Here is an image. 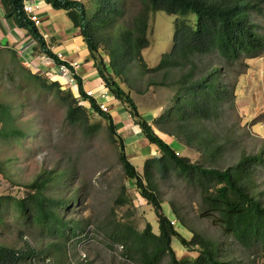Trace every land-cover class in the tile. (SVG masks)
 I'll return each instance as SVG.
<instances>
[{"label": "rangeland", "instance_id": "rangeland-1", "mask_svg": "<svg viewBox=\"0 0 264 264\" xmlns=\"http://www.w3.org/2000/svg\"><path fill=\"white\" fill-rule=\"evenodd\" d=\"M141 6L140 0L128 1L124 19L129 27ZM251 21L258 25L259 32L264 36V5L261 11L252 12ZM174 22L172 16L162 11L150 15L149 46L141 53L147 72H142L136 64L131 65L119 80L133 99L138 113L155 130L156 119L174 104L176 88L173 82L193 68V65L183 70L177 67L166 75V71L153 70L163 54L170 52L174 46ZM101 56L108 65L107 51L102 49ZM194 63L199 75L217 68L219 81L228 85L231 94V98L223 102L218 116L205 122L218 139L220 151L214 157L183 146L184 140L178 137H174L178 143L170 145L180 157H186L192 163L219 169L232 167L248 156H259L257 162H250L253 166L251 177L254 180L253 193L264 203V51L256 58L231 66L224 65L215 54L197 57ZM32 72L54 82L44 73ZM28 76L11 61L10 65L0 68V103L13 107L16 128L21 132L10 140L0 138V245L16 250H37L40 254L35 260L37 264H43L42 258L50 252L49 260L61 264H70L71 261L136 264L124 254L120 243L109 247L100 224L104 221L121 222L140 231L150 224L153 232L159 233L157 213L140 195L135 182L127 178L119 146L125 142L124 153L143 178L145 164L159 156L158 148L141 136L140 126L136 128L135 125L138 121L132 118L131 107L115 103L112 95H108L107 102L114 104L110 107V115L115 124L116 137L111 139L106 119L98 114L89 116L87 124L93 128L91 132L85 133L80 126L71 125L67 119L66 103L54 92L41 89ZM63 81L66 90H61L73 94L70 85ZM72 96L78 98L81 92L77 97ZM51 172L56 179L48 184L45 195L68 202L67 207L58 209L61 217L68 221H84V232L66 243L67 254L65 250L58 252L63 247L61 241L45 232L36 221L34 211L23 215L17 203L25 198L27 203L28 196L35 192L30 185L45 181ZM156 185L158 196L165 203L164 213L169 215L170 207H175L188 229H194L217 242L221 259L229 264H264V251L260 246L244 248L205 215L200 190L188 183L184 176L173 172L169 178L156 177ZM120 196H123L125 204H116ZM182 232L191 241L192 236L186 230ZM52 244H58L60 248L55 251L56 248L49 247ZM172 247L181 260L194 261L200 254L198 247H184L178 239H173ZM168 259L166 257L160 264H169Z\"/></svg>", "mask_w": 264, "mask_h": 264}, {"label": "trees", "instance_id": "trees-1", "mask_svg": "<svg viewBox=\"0 0 264 264\" xmlns=\"http://www.w3.org/2000/svg\"><path fill=\"white\" fill-rule=\"evenodd\" d=\"M128 1L46 0L56 10H65L74 27L80 29L104 86L118 102L131 107L132 118L138 121L142 135L160 153L158 157L146 162L143 178L124 153L125 142H121L119 146L122 151L120 160L127 178L135 182L140 195L157 213L159 233H154L150 224L140 231L121 222L104 221L100 228L105 242L110 248L120 243L124 254L136 264H160L166 257L169 258V264H229L220 258L217 242L194 229H188L184 218L175 207L166 203L171 212L169 215L164 213L165 203L158 196L156 177L169 178L174 172L184 176L188 183L200 190L205 215L211 217L224 234L233 236L244 248L260 246L264 251V203L253 193V166H250V162H257L260 157L242 158L227 169L202 166L177 155L171 145L157 133L159 131L169 137L181 138L184 140L183 146L214 157L219 153L218 139L205 122L218 116L223 102L226 98H231V94L228 85L219 81L220 72L217 68H211L205 74L199 75L194 59L215 54L224 65L231 66L258 57L264 51V36L259 32L258 25L251 21V17L252 12L261 11L264 0H140L141 10L133 19L131 27L124 19ZM1 5L7 18L13 19L20 28L26 29L44 53L57 59L47 47L43 36L38 33L37 26L23 11L22 0H1ZM157 11L175 19V34L172 50L163 54L159 65L153 70L166 71V75L177 67L183 70L193 65V68L186 70L173 82L176 88L174 104L163 116L156 119L155 130L138 113L133 99L122 88L119 80L131 65L136 64L142 72H147V64L141 53L149 46L147 33L150 15ZM102 49L107 51L108 65L102 59ZM22 70L29 75V80L44 91L54 92L57 98L66 103L67 119L71 125L80 126L85 133L91 132L93 128L88 127V119L90 114L97 113L106 119L110 138L116 137L112 116L102 112L95 100L87 98L81 85V98L90 102L89 108L82 106L73 94L64 93L59 82H49L25 67ZM11 108L13 107L8 104L0 105V138L4 140L21 135L16 128ZM64 175L67 178L65 172ZM55 179L53 172L48 173L45 181L30 185L35 192L28 196L27 203L26 198L17 203L23 215L34 211L36 221L45 232L61 241L63 247L58 252L65 250L67 254L66 243L84 232V221H68L61 217L58 209L67 207L68 202L45 195L48 184ZM64 179H61L62 182ZM125 203L123 196L116 201L119 205ZM183 230L192 236L191 241L187 240ZM173 239H178L184 247H198L200 254L194 261L178 259L172 247ZM49 247L56 248L55 251L60 248L58 244ZM50 255L51 252L42 258L43 264H61L51 262ZM39 256V252L33 248L16 250L0 245V264H37L36 259ZM89 263L86 261V264ZM70 264L84 263L71 261Z\"/></svg>", "mask_w": 264, "mask_h": 264}, {"label": "crops", "instance_id": "crops-1", "mask_svg": "<svg viewBox=\"0 0 264 264\" xmlns=\"http://www.w3.org/2000/svg\"><path fill=\"white\" fill-rule=\"evenodd\" d=\"M30 1L40 5L38 14L41 24L37 28L38 33L45 39L47 47L54 54L61 53L66 62H78L80 64L77 69L78 85L71 86V92L77 97L80 92V85L85 91L103 90L104 82L100 78L95 62L91 58L89 48L81 35L80 29H72L74 25L68 17L67 12L65 10H56L46 0ZM27 32L26 29L16 25L13 19L5 16L0 0V68L6 64L10 65L11 61V63L19 66L21 69L25 67L28 70L30 69L31 72L33 70L44 73L47 76L50 75L53 81L63 84V80L65 79L58 73H55L58 71L57 62L59 60L42 62L41 56L46 53L41 50L36 40ZM8 55L10 57H7ZM1 104L3 103L1 102ZM135 125L137 128L138 124ZM139 129L141 128L139 127ZM158 134L162 139H164L163 137H168L164 139L168 144L172 142L178 143L173 137H169L161 132Z\"/></svg>", "mask_w": 264, "mask_h": 264}, {"label": "built area", "instance_id": "built-area-1", "mask_svg": "<svg viewBox=\"0 0 264 264\" xmlns=\"http://www.w3.org/2000/svg\"><path fill=\"white\" fill-rule=\"evenodd\" d=\"M22 3L23 11L27 15L28 19L38 27L41 24V20L38 14L40 5L33 3L30 0H22ZM54 55L60 61V64L57 65L58 71L55 73H58L60 76L64 77L70 86L77 85L76 75L77 69L79 68L80 64L78 62H66L61 53ZM49 60L54 61V58L50 57L47 54H43L41 56L42 62H46ZM85 93L88 98H92L96 101L97 106H99L102 112L110 113L111 104L107 102V91H101L99 94H97L95 90H86Z\"/></svg>", "mask_w": 264, "mask_h": 264}, {"label": "clouds", "instance_id": "clouds-1", "mask_svg": "<svg viewBox=\"0 0 264 264\" xmlns=\"http://www.w3.org/2000/svg\"><path fill=\"white\" fill-rule=\"evenodd\" d=\"M54 60L56 61V59L54 58ZM58 64H60V61L59 62H57V65ZM54 75H57V74H54ZM77 76L78 75H76V79H77ZM48 77H50V78H52L50 75L48 76ZM62 77V76H61ZM64 78V77H63ZM65 79V78H64ZM66 80V79H65ZM57 82V81H56ZM67 82V81H66ZM62 85V88L64 89V90H66V88H65V86H64V84H61ZM77 85H78V80H77ZM71 86H70V91H71ZM85 91V90H84ZM101 91H107V95H109L110 93H109V90L104 86L103 87V90H101ZM101 91H96V93L97 94H99ZM87 98H88V96H87ZM78 100H80V103L82 104V102H84V104H86V106L84 105V104H82V106H85L86 108H89L90 107V102H88V101H85V100H83L82 98H81V96L80 97H78L77 98ZM90 99H92V98H90ZM94 100V99H93ZM116 102L115 103H117V104H119L120 105V102H118L117 100H115ZM95 103H96V101H95ZM88 105V106H87ZM97 105V104H96ZM114 105V104H113ZM113 105H111V106H113ZM99 107V106H98ZM100 109V108H99ZM105 113V112H104ZM94 115L95 114H97V113H93ZM107 114H110V113H107ZM162 133V132H161ZM159 135V134H158ZM160 136V135H159ZM164 140V139H163ZM165 141V140H164ZM166 142V141H165ZM167 143V142H166ZM176 154L177 155H179V152L178 151H176Z\"/></svg>", "mask_w": 264, "mask_h": 264}]
</instances>
